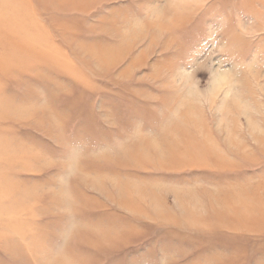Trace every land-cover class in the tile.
<instances>
[{"label": "rangeland", "instance_id": "374dc122", "mask_svg": "<svg viewBox=\"0 0 264 264\" xmlns=\"http://www.w3.org/2000/svg\"><path fill=\"white\" fill-rule=\"evenodd\" d=\"M0 264H264V0H0Z\"/></svg>", "mask_w": 264, "mask_h": 264}]
</instances>
